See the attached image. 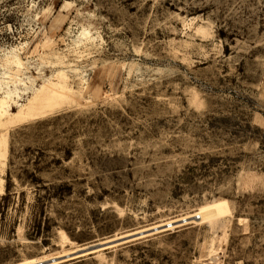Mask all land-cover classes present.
I'll return each mask as SVG.
<instances>
[{"label": "rangeland", "instance_id": "374dc122", "mask_svg": "<svg viewBox=\"0 0 264 264\" xmlns=\"http://www.w3.org/2000/svg\"><path fill=\"white\" fill-rule=\"evenodd\" d=\"M38 263L264 264V0H0V264Z\"/></svg>", "mask_w": 264, "mask_h": 264}, {"label": "bare ground", "instance_id": "6f19581e", "mask_svg": "<svg viewBox=\"0 0 264 264\" xmlns=\"http://www.w3.org/2000/svg\"><path fill=\"white\" fill-rule=\"evenodd\" d=\"M166 227H170V224H168V226H165V228ZM158 229H156V230H154V231H152V232H155V231H157ZM142 234H138V235H136V236H141ZM132 238H134V237H132ZM131 237L129 238H126V240H129V239H132ZM122 241H125V239H123ZM100 246H103V244H101ZM96 248H87V249H85L84 251L83 250H81V249H79V250H76V251H74L71 255H73V257H78V256H80V255H84V254H87V253H90V252H92V251H94ZM50 262H55V260H51ZM38 264H42V263H38Z\"/></svg>", "mask_w": 264, "mask_h": 264}]
</instances>
